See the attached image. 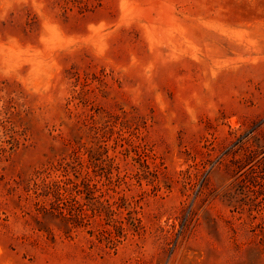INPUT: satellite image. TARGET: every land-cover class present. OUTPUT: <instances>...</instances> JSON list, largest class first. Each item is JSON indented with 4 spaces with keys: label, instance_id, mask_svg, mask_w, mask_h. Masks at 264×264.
I'll return each mask as SVG.
<instances>
[{
    "label": "rangeland",
    "instance_id": "374dc122",
    "mask_svg": "<svg viewBox=\"0 0 264 264\" xmlns=\"http://www.w3.org/2000/svg\"><path fill=\"white\" fill-rule=\"evenodd\" d=\"M0 264H264V0H0Z\"/></svg>",
    "mask_w": 264,
    "mask_h": 264
},
{
    "label": "trees",
    "instance_id": "16d2710c",
    "mask_svg": "<svg viewBox=\"0 0 264 264\" xmlns=\"http://www.w3.org/2000/svg\"><path fill=\"white\" fill-rule=\"evenodd\" d=\"M68 184H70L72 187L78 188V187L82 186V184H84V183L74 182L70 178H62L59 180L50 181L48 183L44 182L43 186L47 189H54L57 191L60 188H64V189L67 188ZM83 186H87V185H83Z\"/></svg>",
    "mask_w": 264,
    "mask_h": 264
}]
</instances>
